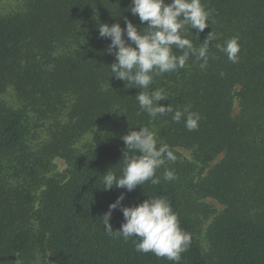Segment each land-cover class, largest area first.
Segmentation results:
<instances>
[{"label":"trees","instance_id":"16d2710c","mask_svg":"<svg viewBox=\"0 0 264 264\" xmlns=\"http://www.w3.org/2000/svg\"><path fill=\"white\" fill-rule=\"evenodd\" d=\"M202 3L211 23L203 32L190 29L188 38L198 48L213 33L207 67L190 57L149 86L168 97L160 106L200 114L193 131L174 113L150 117L135 98L141 89L111 77L115 57L99 25L124 28L126 17L138 30L146 27L128 11L131 0H23L0 14V264L38 250L51 264H177L105 230L102 216L121 194L124 207L167 198L191 234L178 264H264V0ZM233 37L240 46L235 63L216 47ZM141 127L176 159L156 170L157 185L105 191L104 174L122 175L121 137ZM85 136L91 143L81 150ZM56 159L67 164L66 177L47 176ZM166 169L174 179H164ZM210 219L206 247L201 234ZM124 222L113 210L112 230Z\"/></svg>","mask_w":264,"mask_h":264},{"label":"clouds","instance_id":"9594fccd","mask_svg":"<svg viewBox=\"0 0 264 264\" xmlns=\"http://www.w3.org/2000/svg\"><path fill=\"white\" fill-rule=\"evenodd\" d=\"M131 5L128 11L134 17L138 16L142 24L147 22L146 27L138 30L126 17L124 28L118 23L99 25V35L111 41L107 51L115 57V62L109 67L111 77L126 81V86L135 85L134 88L141 89L135 98L150 117L174 113L172 119L175 122L183 118L189 131L196 130L201 119L199 113L190 111V106L175 111L171 105L160 106L158 102L168 97L162 89L149 91V86L155 77L184 68L190 57L203 61L202 69L207 67L213 33L198 48L188 35L192 34L190 29L203 32L209 27L212 10L206 9L202 0H171L170 3H165V0H131ZM238 41L239 37H233L223 46L217 44L216 47L235 63L240 52ZM177 51L181 54L177 55ZM121 139L126 145L122 175L117 177L108 171L103 175V189L107 191L115 186L131 192L146 181L159 184L156 170L166 161L176 159L169 146L163 143L158 146L156 133L147 127L131 130ZM129 152L138 154L129 155ZM174 178V172L166 169L164 179ZM124 199V194H121L102 216L105 230L125 240L134 237L138 252H151L178 264L180 254L190 245L191 234L181 229L178 215L167 198L148 197L134 207L122 206ZM118 208L125 222L114 232L109 221L113 210Z\"/></svg>","mask_w":264,"mask_h":264},{"label":"rangeland","instance_id":"374dc122","mask_svg":"<svg viewBox=\"0 0 264 264\" xmlns=\"http://www.w3.org/2000/svg\"><path fill=\"white\" fill-rule=\"evenodd\" d=\"M23 0H0V14H6L9 12H13L22 4ZM237 105H236V111H237ZM91 136H85L83 139H81L79 143V148L81 150H85L91 143ZM45 140L44 134L42 132L41 136H38L37 139L34 141V148L39 149V146L41 143ZM178 151L187 159L191 160V156L189 152L185 149H178ZM220 158L216 160L218 162ZM53 168L51 172L47 174V176H58V177H66V172L68 169L67 164L61 160L56 159L53 161ZM204 202L208 203L209 205L215 207L216 211L219 212L223 209V206L218 204L216 201H213L211 199L205 200ZM36 207H39V203L36 205ZM211 223V219L207 222V224L204 226L201 238L204 239V245L207 247V232L209 225ZM17 264H51L48 254H45L43 251H37L32 256L27 258L26 260H18Z\"/></svg>","mask_w":264,"mask_h":264}]
</instances>
